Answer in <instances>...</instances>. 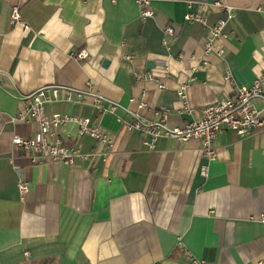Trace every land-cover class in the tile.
Wrapping results in <instances>:
<instances>
[{
	"label": "crops",
	"instance_id": "obj_1",
	"mask_svg": "<svg viewBox=\"0 0 264 264\" xmlns=\"http://www.w3.org/2000/svg\"><path fill=\"white\" fill-rule=\"evenodd\" d=\"M216 1L151 0L156 14L143 19L137 0H0V264H193L183 248L205 264H264L261 128L245 137L222 131L208 162L201 139L162 135L149 149L147 134L125 123L131 114L159 121L156 112L168 108V125L183 127L264 73V0H225L235 15L204 55L209 28L227 17ZM188 12L206 25L185 20ZM168 25L175 36L165 35ZM185 84L191 114L179 96ZM49 85L65 87L49 114L96 120L112 147L78 137L75 122L58 135L94 155L72 165L33 162L15 145L16 134L40 137L18 116L24 96ZM76 89L119 107L103 113L90 95L78 101ZM21 176L30 185L23 196Z\"/></svg>",
	"mask_w": 264,
	"mask_h": 264
},
{
	"label": "built area",
	"instance_id": "obj_2",
	"mask_svg": "<svg viewBox=\"0 0 264 264\" xmlns=\"http://www.w3.org/2000/svg\"><path fill=\"white\" fill-rule=\"evenodd\" d=\"M137 1L141 7V17L143 19L155 16L156 13L151 7V0ZM214 5L222 12H225L227 17L219 18L218 22L209 28L204 55L212 52L215 47V42L226 36L224 28L228 21L235 15L234 9L229 6L225 0H218L214 2ZM10 19L13 24L22 20L19 5H14L12 7ZM185 20L199 21L204 25L207 23L204 15L191 12L186 14ZM25 27L29 29L28 25ZM164 33L167 36H175L176 29L168 25L165 27ZM163 44L167 47L169 46L167 39L163 40ZM219 52L222 53L223 50ZM80 56L86 57L87 54L82 52ZM127 57L130 59L133 58L131 54L127 55ZM204 62L206 63V60H204ZM166 70H169L168 66H166ZM145 76L154 77L151 73H138L139 78ZM227 76L230 77L231 74L228 73ZM61 89L63 90L65 87L57 85L41 86L24 96L26 107L25 110L19 114L18 118H29L34 121L39 126L40 137L35 139L16 134L13 136L12 141L28 154L33 162L50 160L72 165L79 156L89 157L94 155V153H83L78 144L69 143L58 135V128L69 122L78 124V137L89 136L109 147L113 145L111 138L103 131L101 124L96 122V120L90 117H77L61 113L49 114L47 112V105L52 101H58L60 99ZM67 89L69 91L66 100L72 101V89ZM74 91L78 101L83 99L84 94L92 96L96 108L103 113H115L119 107L117 102L96 94L95 92L79 89ZM263 91L264 73L257 76L250 86L239 88L233 97L207 105L203 109L202 116L189 121L183 127H170L168 125V108L156 112L157 115L161 116L159 121L147 120L137 114H131L132 118L129 121H125V123L128 130L140 131L147 134L148 138L145 143L149 149H155L156 143L162 135L174 136L181 143H185L191 138L201 139L203 142V155L207 161L210 162L217 157V148L214 142L219 133L224 130L229 129L240 137H245L254 128H261L264 136V105L262 108H259L254 103L256 98H261L264 102ZM179 96L182 101L183 110L191 114L193 108L190 106L187 98L186 84L181 86ZM140 107L145 108L147 104L141 102ZM100 156L106 161V154H101ZM208 168V163L202 166L201 174L206 176ZM18 188L22 196L30 189L29 182L24 176L19 178ZM262 220L264 221V217ZM183 250L193 264H205L204 260L195 258L187 248H183Z\"/></svg>",
	"mask_w": 264,
	"mask_h": 264
}]
</instances>
